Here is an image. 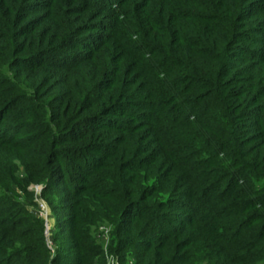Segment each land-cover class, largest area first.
I'll return each mask as SVG.
<instances>
[{"label":"trees","instance_id":"1","mask_svg":"<svg viewBox=\"0 0 264 264\" xmlns=\"http://www.w3.org/2000/svg\"><path fill=\"white\" fill-rule=\"evenodd\" d=\"M107 255L264 264V0H0V264Z\"/></svg>","mask_w":264,"mask_h":264},{"label":"rangeland","instance_id":"2","mask_svg":"<svg viewBox=\"0 0 264 264\" xmlns=\"http://www.w3.org/2000/svg\"><path fill=\"white\" fill-rule=\"evenodd\" d=\"M18 176H23L22 172L16 173ZM61 190L67 191V187L65 185H61ZM18 188H16L17 190ZM43 186L41 184H32L29 186V192L32 193L30 199L25 198L24 192L17 190V194L11 196L13 198L19 200L26 207L31 214L41 217L45 220V235L47 244L50 245L52 248L55 246L54 238L60 232L59 225L61 221L69 216V209L66 207L68 206V202L65 198H59L57 196L49 195L43 196L42 194ZM171 206L175 207V204ZM173 209V208H172ZM185 209H179L178 212L184 213ZM22 212H24L22 210ZM113 228L111 224L103 225L102 228L99 229V236L98 241L107 246L109 241V231ZM107 261L110 264H117L115 261V257L111 255H107Z\"/></svg>","mask_w":264,"mask_h":264}]
</instances>
